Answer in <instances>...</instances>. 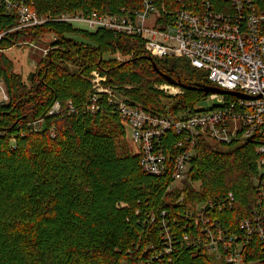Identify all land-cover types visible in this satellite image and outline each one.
Returning <instances> with one entry per match:
<instances>
[{
	"label": "trees",
	"instance_id": "1",
	"mask_svg": "<svg viewBox=\"0 0 264 264\" xmlns=\"http://www.w3.org/2000/svg\"><path fill=\"white\" fill-rule=\"evenodd\" d=\"M32 1L33 11L50 17L140 7L138 0ZM201 1L181 0L192 11ZM256 6L264 9V0H256ZM15 24L0 15V32ZM46 34L56 39L28 83L0 53V74L9 93V102L0 104V264H171L168 257L172 264H231L222 242L216 257L202 246L205 234L199 250L187 248L182 239L184 233L190 239L199 234L188 214L208 202L214 206L206 214L220 222L224 241L232 237L242 244L243 263L264 264V241L258 233L247 240L240 226L244 219L253 220L255 211L264 213V199L252 183L256 141L222 144L199 137L183 191L168 192L170 173L152 176L140 168L116 113L107 106L96 113L82 111L92 91L84 77L96 71L106 77L104 85L162 115L194 108L209 95L183 88L179 95L164 94L155 85L168 82L145 58L141 39L104 29L89 32L49 20L9 32L2 45L7 49L13 41H36ZM153 60L162 74L184 85L211 86L185 58ZM54 101L63 111L48 115ZM69 101L72 113H67ZM39 117L42 126L34 130L27 123ZM173 139L168 135L165 143ZM163 210L175 250L152 259L164 249L158 223Z\"/></svg>",
	"mask_w": 264,
	"mask_h": 264
},
{
	"label": "built area",
	"instance_id": "2",
	"mask_svg": "<svg viewBox=\"0 0 264 264\" xmlns=\"http://www.w3.org/2000/svg\"><path fill=\"white\" fill-rule=\"evenodd\" d=\"M139 8H122L117 13L77 11L58 16L38 15L32 9V0H0V15L16 21L14 27L0 32V53L12 46L33 45L35 41L12 42L3 48V40L9 32L42 26L53 21L66 24L77 30L95 32L100 29L114 34H123L141 39L147 55L156 58H185L195 69L202 70L211 86L234 91L247 99L232 95L208 94L218 102L206 110L186 108L176 115H162L131 103L121 92L104 85L105 76L92 72V91L81 107L83 112L96 113L107 106L122 120L133 154L138 155L140 168L152 176L170 173L169 190L183 191L185 179L195 154L199 137L212 142L228 144L234 140H255L257 174L252 176L253 186L264 199V9H258L256 0H202L196 11L189 10L181 0L172 5L167 0H138ZM49 47L42 48L45 57ZM158 89L166 95L182 93L180 87L165 84ZM9 102V93L0 74V104ZM67 113L75 111L69 101ZM63 111L61 104L54 101L48 115ZM42 117L27 123L34 130H40ZM171 135L175 137L165 143ZM165 144V145H164ZM166 148H165V147ZM261 171L259 175L258 172ZM196 191L197 184L194 183ZM229 203L233 195L229 193ZM260 204V199H259ZM121 206H124L121 203ZM213 203L200 205L196 212H190L195 227H199L195 238L182 234L186 247L200 249L201 233L207 240L203 247L209 254L220 256V243L227 255L226 262L242 264V244L230 237L224 241L221 224L206 214ZM213 208V207H212ZM159 226L164 242L163 254H171L172 238L169 234L164 210ZM264 213L255 211L253 220L244 219L240 226L246 231V238L258 233L264 241L262 221ZM154 217H151V221ZM172 264V259L168 257Z\"/></svg>",
	"mask_w": 264,
	"mask_h": 264
},
{
	"label": "rangeland",
	"instance_id": "3",
	"mask_svg": "<svg viewBox=\"0 0 264 264\" xmlns=\"http://www.w3.org/2000/svg\"><path fill=\"white\" fill-rule=\"evenodd\" d=\"M55 39L56 38L54 37V35L46 34L40 40H36L33 45L25 44V45H20V46H12L8 50H5L4 54L7 58L10 59V61L14 63L16 72L21 73L25 79V82L28 83L29 75L36 70L37 65L39 64L41 59L44 58L42 54V48H47L51 46V44L53 43ZM115 58L118 60L123 59L119 55H116ZM84 78L89 80L91 83L92 80L94 79V76H92V72H91L89 76L84 77ZM165 84H168V83L157 84L155 85V88L158 89V86L165 85ZM217 102L218 101L215 99L211 100L210 98L206 97L203 100L197 101L196 104L194 105V109L195 110H206V109L211 108ZM127 133H128V128L126 127V134ZM130 149H131V146H130ZM248 264H255V263L251 262Z\"/></svg>",
	"mask_w": 264,
	"mask_h": 264
},
{
	"label": "water",
	"instance_id": "4",
	"mask_svg": "<svg viewBox=\"0 0 264 264\" xmlns=\"http://www.w3.org/2000/svg\"><path fill=\"white\" fill-rule=\"evenodd\" d=\"M145 58H147L149 61H151V64H152V67L154 68V70L156 72H158L159 74H161L169 84L178 86V87L183 88V89L201 91V92L205 93L206 95L207 94H220V95H232V96L240 97V98H243V99H247L248 98L247 96H245L243 94H239L237 92L234 93V91L221 89V88H218V87H215V86L199 85V84L184 85L183 83L178 82V81L172 79L171 77L162 74L158 70V68L156 66V63L153 60V57H151L150 55H146ZM258 174L260 175L261 171H259Z\"/></svg>",
	"mask_w": 264,
	"mask_h": 264
}]
</instances>
